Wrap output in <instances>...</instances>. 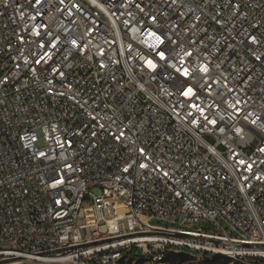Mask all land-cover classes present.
Returning a JSON list of instances; mask_svg holds the SVG:
<instances>
[{
  "label": "built area",
  "instance_id": "built-area-1",
  "mask_svg": "<svg viewBox=\"0 0 264 264\" xmlns=\"http://www.w3.org/2000/svg\"><path fill=\"white\" fill-rule=\"evenodd\" d=\"M130 251L264 264V0H0V260Z\"/></svg>",
  "mask_w": 264,
  "mask_h": 264
},
{
  "label": "rangeland",
  "instance_id": "rangeland-1",
  "mask_svg": "<svg viewBox=\"0 0 264 264\" xmlns=\"http://www.w3.org/2000/svg\"><path fill=\"white\" fill-rule=\"evenodd\" d=\"M37 147H43V143L39 142ZM3 247V246H2ZM13 263V260H0V264ZM119 264H150L148 261L142 258H125ZM164 264H243L234 261L222 260V259H197L189 258L186 256L176 257L172 260L165 262Z\"/></svg>",
  "mask_w": 264,
  "mask_h": 264
},
{
  "label": "bare ground",
  "instance_id": "bare-ground-1",
  "mask_svg": "<svg viewBox=\"0 0 264 264\" xmlns=\"http://www.w3.org/2000/svg\"><path fill=\"white\" fill-rule=\"evenodd\" d=\"M109 226L111 227V229L115 228L114 224L110 223ZM8 264H29V263H27L26 261H23L21 259H15V260H13V263H8Z\"/></svg>",
  "mask_w": 264,
  "mask_h": 264
},
{
  "label": "trees",
  "instance_id": "trees-1",
  "mask_svg": "<svg viewBox=\"0 0 264 264\" xmlns=\"http://www.w3.org/2000/svg\"><path fill=\"white\" fill-rule=\"evenodd\" d=\"M142 258V259H145V258H143V257H141V256H137V255H135L134 254V252L133 251H130V252H128L127 253V257L126 258ZM146 261H148L147 259H145ZM149 262V261H148Z\"/></svg>",
  "mask_w": 264,
  "mask_h": 264
}]
</instances>
